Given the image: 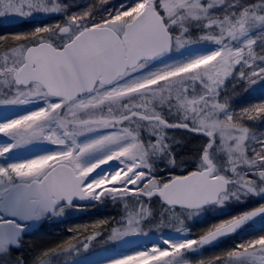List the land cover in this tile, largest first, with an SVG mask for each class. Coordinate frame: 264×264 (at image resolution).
<instances>
[{
  "label": "snow or ice",
  "instance_id": "6c2138e0",
  "mask_svg": "<svg viewBox=\"0 0 264 264\" xmlns=\"http://www.w3.org/2000/svg\"><path fill=\"white\" fill-rule=\"evenodd\" d=\"M38 14L63 22L0 35V264H264V0H0V18ZM241 90L260 101L239 106ZM105 202L125 209L106 236L100 221L21 254L33 230ZM153 228L156 242L120 250ZM100 243L114 254L84 255Z\"/></svg>",
  "mask_w": 264,
  "mask_h": 264
},
{
  "label": "rangeland",
  "instance_id": "374dc122",
  "mask_svg": "<svg viewBox=\"0 0 264 264\" xmlns=\"http://www.w3.org/2000/svg\"><path fill=\"white\" fill-rule=\"evenodd\" d=\"M64 2L70 4L73 11H82L88 5L95 3L96 0H64ZM118 2H119V0H109L110 4H117ZM58 22L59 23L63 22L62 16H60L58 14H48V15L38 14L36 16L35 20H33L32 18H29L27 20H21L18 18H15V19L0 18V35H11L14 33L31 31L35 27L46 26L48 24H54V23H58ZM237 87H240V86L237 85ZM229 90H231V89H229ZM260 99H261V93L259 90L253 92L251 94V96H249V93L247 91H243V90L239 91L235 96H233V100L242 101V103L239 105L241 107L248 106L252 103L259 102ZM235 106L236 105L234 104V107ZM29 107H34V106H29ZM26 110H27L26 108L21 107V108L3 109L2 111H3V113H5L7 115H13L17 112H24ZM257 123H259V122H257ZM145 134H147V133H145ZM183 135H184V133H182V132L177 133V138L179 139ZM2 140H3V137H2V134H0V141H2ZM188 140L191 141V146H193V147L198 143V141L195 140L191 136L188 137ZM53 147H55V146H52V145L47 144V143L42 144V145H37L35 147H30L27 150L22 151L20 153V156L21 157L30 156V155H33V154L38 153V152L50 150ZM188 158L189 157H186V159H188ZM110 163L112 166H115L116 162H110ZM104 167H108V166H104ZM187 167H191V165H188ZM180 171H183V169L177 170V173H179ZM161 173H162V175L165 176V178H167L168 173H167L166 169H161ZM152 199L154 202V200H155L154 197ZM258 199L259 198L250 199L244 205H232V206H230L229 215L221 216L218 218H213V219H210L206 223H201V224L197 225L196 227H193L192 228V235L195 236V235L199 234V232L208 228L211 223L219 222V220H221V219L229 218L230 215H235V214H238V213H241L243 211L250 210L251 208L259 206ZM259 202L264 203V201H259ZM128 203L130 206L132 205V201H129ZM154 206L156 207L155 202H154ZM79 212H81V214H80L81 218L80 219H78ZM92 215L93 214H90L88 209H82L80 211L74 212L71 216L64 217L63 218L64 222H62V223L49 222L43 228H41L39 230H33V233H30L28 236L25 237L26 245H25V248L21 254L25 257L30 258L34 253L38 254L40 248L54 246L57 243H60L64 240L72 238L74 235L78 236V238L80 240H83V238H84L83 235H80L79 232H74L73 229H83L86 226L89 230V233H90L92 231L93 225L98 224L100 221H106L107 220L108 213H106V211H104L103 214H101V217H99V215L97 216V219L95 218V216H92ZM191 223H195V222H191ZM101 227L104 230L105 236H106L107 235L106 223L103 224ZM258 228H259V223H257L256 229H248L247 232H245L242 229L241 232L243 233V235L237 234V235L233 236V238H238V239L244 240V239L250 238L251 236L259 235L260 233L257 230ZM145 230L147 231L148 229L146 228ZM161 231H164V229H162ZM164 235H168V234H164ZM140 238L141 239H139V237H133L132 240L134 241V243H132L130 245L122 246V248L120 250H130V249H134V248H140V247H143L146 245L150 246L152 243L156 242V240L158 239V237L155 238V229L154 228L152 231H149V234L147 237H140ZM106 248H111V247H110V245H105L103 243H100L97 245V247L95 249H91L89 253H86L84 255L88 256L89 259L99 260L105 255L114 254L111 252H105Z\"/></svg>",
  "mask_w": 264,
  "mask_h": 264
},
{
  "label": "flooded vegetation",
  "instance_id": "af4514ba",
  "mask_svg": "<svg viewBox=\"0 0 264 264\" xmlns=\"http://www.w3.org/2000/svg\"><path fill=\"white\" fill-rule=\"evenodd\" d=\"M154 202H156V198L154 197ZM89 202L85 203V205H88ZM156 205V209H159V205ZM84 209H88L90 214H93L92 216H95V218L97 219V216L99 215V217H101V214H103L104 211H106V213H108L107 216V220H106V228H107V233L108 231L112 228V227H118L119 225L117 224V221H120L122 219V217L124 216L125 213V209H124V205L123 203H118V204H112L111 202H105L104 204H96L94 207L93 206H88L85 207ZM82 212V211H81ZM81 212H79L78 214V219L81 218ZM163 234H172V230L171 229H164V231H162ZM159 233L156 232L155 230V238L158 237ZM139 239H141L139 237ZM156 240V239H155ZM242 239H238V238H226L225 241L223 243H221L218 247H214V246H206L205 250H203V255L202 256H190V259H193V261L195 262L198 259H208L211 258L215 255H219L221 254L223 251H225L228 248H231L233 246L234 243L239 242ZM157 241V240H156ZM110 247H112L110 245Z\"/></svg>",
  "mask_w": 264,
  "mask_h": 264
},
{
  "label": "water",
  "instance_id": "95a60500",
  "mask_svg": "<svg viewBox=\"0 0 264 264\" xmlns=\"http://www.w3.org/2000/svg\"><path fill=\"white\" fill-rule=\"evenodd\" d=\"M82 204H85V203H87V201H85V202H81Z\"/></svg>",
  "mask_w": 264,
  "mask_h": 264
}]
</instances>
